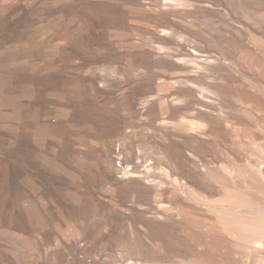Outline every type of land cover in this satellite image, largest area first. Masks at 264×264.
<instances>
[{
	"label": "rangeland",
	"instance_id": "374dc122",
	"mask_svg": "<svg viewBox=\"0 0 264 264\" xmlns=\"http://www.w3.org/2000/svg\"><path fill=\"white\" fill-rule=\"evenodd\" d=\"M0 264H264V0H0Z\"/></svg>",
	"mask_w": 264,
	"mask_h": 264
}]
</instances>
